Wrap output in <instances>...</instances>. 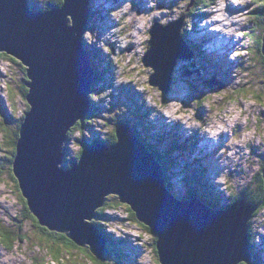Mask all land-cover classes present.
<instances>
[{
  "label": "rangeland",
  "instance_id": "obj_1",
  "mask_svg": "<svg viewBox=\"0 0 264 264\" xmlns=\"http://www.w3.org/2000/svg\"><path fill=\"white\" fill-rule=\"evenodd\" d=\"M207 1L209 7L205 6L193 15L197 6L195 0L94 1L86 38L90 52L100 49L98 56L105 58L98 70L106 75L97 86L94 103L99 109V117L93 119L91 126L105 138L116 124L123 122L137 132L145 131L150 144L160 150L158 155L164 173L166 169L169 186L178 199L201 186L197 179L203 174L204 182L220 193V205L225 209L240 193L252 188L255 190L256 183L252 179L260 173L264 162V95L256 92L261 90L264 67L261 61L255 60L253 53L251 55L246 50L248 38L244 32L256 26L250 20V12L256 11L254 0L230 1L237 7L242 5L241 17L236 16L238 11L231 12L240 22L230 30L212 25L211 19L205 18L206 10L212 12L220 8L224 14L229 1ZM191 9L193 11L189 12ZM108 11H112L111 15ZM183 16L182 38L186 37L187 45L195 49L184 59L177 60L170 91L163 95L149 85V75L153 72L145 68L141 60L154 23L167 24ZM96 22L100 26L95 28ZM203 25H207L208 31L217 28L230 37L234 36L235 46H230L228 52L226 47L222 48V52L229 55L230 67L217 60L214 52L205 49L208 42L198 36ZM259 33L263 35L262 30ZM112 40H118L119 44ZM208 48L211 51V47ZM108 61L113 65L110 69ZM228 69L232 81L223 77ZM26 81L25 66L20 61L13 62L8 58L0 61V125L9 124L11 132H15L18 121L28 110L19 88ZM237 90L240 93L234 94ZM3 110L15 115V120L6 122ZM103 122L109 126H104ZM187 122L188 125L185 124ZM201 125L205 126L200 128ZM206 126L208 129L204 131ZM2 130L0 128V132ZM2 134L7 137L6 133L0 134V221L14 230L21 228L26 239L18 241L11 251L0 245V264H34L37 257L42 262L53 264L46 249L39 246L36 238L40 232L38 227L23 215L22 196L7 173V163H4L5 158H12V151L6 148ZM85 134L89 140L97 135L88 131ZM78 136L79 133H75L74 137ZM209 136L215 144L206 150L202 145L206 146L204 140ZM143 138L141 136L145 142ZM74 142L70 141L69 147L77 151V143ZM202 168L205 173L201 172ZM114 197L110 195L106 200L110 208L104 211L101 223L104 230L112 234V241L117 242L115 260L119 264H157L158 257L149 246L153 235L130 219L127 205L112 207L116 203ZM256 206L257 210L248 223L249 232L255 241L252 246L261 250L258 264H264V208ZM91 222L95 224L96 220ZM86 248L89 249L88 246ZM83 249L85 247L70 253L63 252L62 257L75 264H92Z\"/></svg>",
  "mask_w": 264,
  "mask_h": 264
},
{
  "label": "water",
  "instance_id": "obj_2",
  "mask_svg": "<svg viewBox=\"0 0 264 264\" xmlns=\"http://www.w3.org/2000/svg\"><path fill=\"white\" fill-rule=\"evenodd\" d=\"M90 8V0H62L36 12L28 0H0V53L20 61L28 77L29 109L12 165L27 208L41 227L105 261L111 255L107 237L91 221L114 195L156 238L159 264L252 262L248 223L257 206L240 198L219 210L196 196L178 199L156 155L127 123L115 127V143L89 144L78 161L61 167L67 134L91 111L95 71L82 40ZM183 22L184 16L157 21L149 30L141 62L153 72L149 85L163 95L177 60L190 55ZM261 172L264 180V166Z\"/></svg>",
  "mask_w": 264,
  "mask_h": 264
},
{
  "label": "trees",
  "instance_id": "obj_3",
  "mask_svg": "<svg viewBox=\"0 0 264 264\" xmlns=\"http://www.w3.org/2000/svg\"><path fill=\"white\" fill-rule=\"evenodd\" d=\"M29 4H30V8L33 11L36 12H44L46 10H48L51 6H55L58 7L61 5L62 0H28ZM92 1V0H90ZM93 0V4H94ZM255 4H256V11L254 12H250V20L251 22H253L254 24H256V26L251 29L250 31H246L244 32V36L248 38V42L246 43V50H248V53H253L255 60L261 61L263 63V67H264V56L261 53V46H262V36L260 35L261 33H259L260 30H262V34L264 33V0H254ZM209 2L207 0H195V4L197 5L196 8L191 9L189 12L193 11L192 15L197 13L198 11H200L203 7L205 6H209L207 5ZM93 4L91 3V8H90V19L88 21V24L85 28V33L82 37L83 40V44L85 49L87 50L88 54H89V59L90 62L92 63V67L94 68L95 71V75H94V83L91 89V93H90V100H91V111L90 113L87 115V117L81 121H79L78 123H76V125L69 131V133L67 134V138H66V143L64 145V149H63V160H62V168H69L71 166V164H73L74 162L78 161L81 152L83 151L84 147H86L89 144L95 143V142H101L103 144H113L116 142V135H115V127L117 126L116 124L114 128L111 129L110 134L108 137L105 138V136L100 137V131L98 130V132L95 131V128H93L91 126V122H93V119H97L99 116V109L97 107V105L94 103L95 100V96L97 95L98 91H97V86L98 84L103 80V77H105V73L102 70H98L101 63L103 64V62H105V58H101V56L98 54H100V49H95L96 51H93V53L90 52L89 49H91L88 46V39L86 38V33H87V29L89 28V26L91 25V18L93 15ZM204 5V6H203ZM188 11V10H187ZM112 11H108V15H111ZM107 14H105V18ZM100 26L98 24V22L95 23V28ZM100 35V33H99ZM257 36V37H256ZM186 37L183 38V40L186 43ZM187 45V43H186ZM93 50V49H92ZM191 52L194 50L193 47L190 48ZM123 52V51H122ZM250 55V54H249ZM97 56L99 58H97ZM10 56L6 55L5 53H0V61H2L3 59H11L13 62L16 60L14 58H9ZM97 60V62H96ZM17 61V60H16ZM108 69H110V66L112 65L111 62L108 61ZM113 66V65H112ZM241 71V68H240ZM25 77L26 80H28V77L26 75L25 72ZM28 83V81H26V84ZM26 84H22L20 85V92H21V96L24 98H26V95L28 93V88L26 86ZM261 90H258L256 92L261 93V95H264V79L263 82H261ZM240 93L238 90L236 92H234V94H238ZM29 109V107H28ZM4 114L6 115V119L5 121H14L15 120V115H10L9 113L7 114V112L5 110ZM145 117L146 115L143 114ZM23 121V116L20 119V121H18L19 123L16 125V129L15 132H11L10 128H9V124H3L0 125L1 130L5 127V129L2 130L1 133H6L7 137L4 136V134H2V137L5 139V146L6 148H10L12 151V158L11 159H7L5 158V162L7 163L6 165L8 166V174L11 176V178L13 179V181L16 184V188H18V184L12 174V165H13V161H14V157H15V153H16V143L19 137V128L20 125ZM114 121V120H113ZM117 122V121H116ZM124 123V122H123ZM119 124V123H118ZM104 126H109L108 124L103 122ZM3 126V127H2ZM205 126V125H203ZM85 131L89 132H93L96 133V138L89 140L88 137L85 134ZM134 131L136 132V134L139 136V138L141 139V136H144L145 138H143V140L145 141V145L146 147L149 149L150 152L154 153L156 155L157 160L161 162V158L159 157L158 153H160V150L157 149V147H153L150 142L148 141L149 136L148 134L144 131L143 133L141 132H137V130L134 129ZM147 132H149L148 130H146ZM12 133V137L10 136V134ZM75 133H79L78 137H74ZM142 135H141V134ZM148 138V139H147ZM75 141L74 143H77V151H74V149H71L69 147V143L70 141ZM173 152V151H171ZM170 152V153H171ZM163 165V164H161ZM264 166V162L262 163V167L261 170ZM164 173V177H165V183L168 187V189L172 191V188L169 186V180L166 176L167 174V170L165 169ZM202 173H205V170H203L202 168ZM198 173L199 174H201ZM197 175V176H198ZM205 177L203 176V174H201L200 176H198L197 179V184H200L201 186H198V188L192 189L191 192H189L188 194L185 195V197L181 198V200H188L191 197H199L206 205L210 206L213 209H223V207L220 205V198L221 195L219 192H216L213 190V188L209 185H207V183L204 182ZM253 183H256L255 190L249 189V190H245L243 193H240L237 197L233 198L231 203L236 202L238 199L240 198H244L245 200H247L249 203H252L254 205H259L260 209L264 208V180L262 178V172L260 171V173H258L257 175L254 176V178L252 179ZM254 191V192H253ZM175 195V192H173ZM21 194V193H20ZM22 198L23 204H24V212L23 215L25 214V218L33 220V222L35 223V225L38 227V230L40 231L39 234L37 235V241H39V246H41L42 248H45L47 251V254L50 256L51 260L53 261V264H75L72 261H68L65 260L62 257L63 252L66 253H70L73 252L77 249H80V247H78L77 245H75L70 239H68V237L65 234H57L54 232H49L47 229L39 226L36 218L32 215V213L29 211V209L26 206V201ZM109 198V197H108ZM107 198V199H108ZM116 199V203L115 205H112V207L114 206H124L122 205L117 197H114ZM110 205H108V203L105 204V206H103L101 209H99L97 211V218L96 220V225L101 229V231L106 235L107 240H108V248L111 251V257L108 260H101L97 257H95L90 251L89 249H87L85 247V249H83L82 251L85 252L87 254V258L88 261L92 264H119L115 258H116V248H117V242L112 241V235L107 233L104 230V224L101 223L102 217L104 216V211L107 210ZM130 215V219H133L134 222H136L137 224L140 225V227H142L144 230H146L148 233L151 234V232L149 231L148 228H146L144 225L140 224L139 222H137V220L135 219V215L134 213L131 211V209L129 207H127L126 209ZM152 235V234H151ZM25 233H23L22 229L19 228L17 230H14L13 228L7 226V225H3L2 221H0V245L4 247V249L6 250H13L15 244L18 241H23L25 240ZM249 239H250V246H251V253H252V262L250 263H240V264H258V260H261L260 257V251L257 250L255 247L256 246H252V244L255 242L254 238L251 235V232H249ZM155 241L156 238L154 237L152 243L149 244V246L154 250V254L157 257L156 254V249H155ZM114 244V245H111ZM44 245V246H43ZM116 247V248H115ZM75 248V249H74ZM64 249V251H63ZM79 251V250H78ZM39 258V257H37ZM34 259V264H48L47 262H42L40 259ZM39 261V262H37ZM33 264V263H31ZM159 264V262L157 263Z\"/></svg>",
  "mask_w": 264,
  "mask_h": 264
},
{
  "label": "bare ground",
  "instance_id": "obj_4",
  "mask_svg": "<svg viewBox=\"0 0 264 264\" xmlns=\"http://www.w3.org/2000/svg\"><path fill=\"white\" fill-rule=\"evenodd\" d=\"M227 1H229V3L227 4V6H226V11H225V13L223 14L222 12H223V9H220V8H218L216 11H212V12H210V13H206L205 14V18H209V19H211V20H209L210 21V23L212 24V25H215V26H218V27H221L223 30H230L231 29V27L232 26H237L238 24H239V20H237V19H235L234 18V16L231 14V12H233V13H235L236 11H238V13L239 14H237L236 16H238V17H241L240 16V12H241V10H242V5L241 6H236V4H234V3H230V1L231 0H227ZM144 3H145V5L147 4V2L146 1H144ZM143 3V4H144ZM217 3V2H216ZM216 3L214 4V5H216ZM216 6H218V5H216ZM219 7V6H218ZM164 16V15H163ZM237 17V18H238ZM239 19V18H238ZM111 21V20H110ZM162 22H163V20H161ZM230 21V22H229ZM200 22V21H199ZM118 23V22H117ZM207 26V25H206ZM206 26H203L202 27V29L200 30V34L198 35L201 39H204V38H210V36H211V38L209 39V41H208V43L205 45V49H207V50H209V52H214V56H215V58L217 59V60H220V61H223L226 65H227V67H230V61H229V55L228 54H225V53H223L222 52V49H220V46H219V44H218V40H219V36H218V38H216V35L215 34H212V35H209L207 32H206ZM136 30H138V29H136ZM216 33H217V31H215ZM224 35H222V37L220 38V40H222L223 42H225V46L224 47H226L227 49H225L227 52L229 51V47L231 46V47H233V46H235V44L237 43L236 41H234V36H229L228 35V33H224V32H222ZM218 39V40H217ZM229 39H230V41H229ZM192 40V39H191ZM112 42L113 43H115L116 42V45H118L119 44V41L118 40H112ZM192 44H193V42H192ZM208 46H210L211 47V51H210V48H208ZM223 49V50H224ZM197 51H200V50H197ZM234 52V51H233ZM7 55V54H6ZM191 57V56H190ZM194 58V57H193ZM230 69H228V71L224 74V76L223 77H228V79L227 80H229V81H232L231 79H232V77H230ZM225 80V79H224ZM176 113H178V111H176ZM185 124H187L188 125V122L187 123H185ZM185 124H184V126H185ZM183 127V126H182ZM205 136H206V133H205ZM203 140V139H202ZM212 141V144L211 145H209V141ZM205 141V144H206V146L205 145H202V147H204L206 150H208V148H209V146H214V141L211 139V137L209 136V137H207L206 138V140H204ZM213 150H215V149H212L211 151H213ZM218 166L219 167H224V166H222V165H219L218 164ZM105 206V205H104ZM261 246V248H262V245H260ZM258 247H259V244H258ZM263 249V248H262Z\"/></svg>",
  "mask_w": 264,
  "mask_h": 264
}]
</instances>
